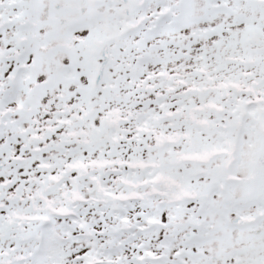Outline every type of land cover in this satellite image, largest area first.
<instances>
[{
    "label": "snow or ice",
    "instance_id": "1",
    "mask_svg": "<svg viewBox=\"0 0 264 264\" xmlns=\"http://www.w3.org/2000/svg\"><path fill=\"white\" fill-rule=\"evenodd\" d=\"M0 264H264V0H0Z\"/></svg>",
    "mask_w": 264,
    "mask_h": 264
}]
</instances>
